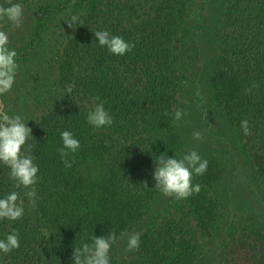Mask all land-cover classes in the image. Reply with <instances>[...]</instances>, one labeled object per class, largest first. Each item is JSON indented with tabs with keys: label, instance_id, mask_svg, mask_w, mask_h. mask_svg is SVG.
<instances>
[{
	"label": "trees",
	"instance_id": "trees-1",
	"mask_svg": "<svg viewBox=\"0 0 264 264\" xmlns=\"http://www.w3.org/2000/svg\"><path fill=\"white\" fill-rule=\"evenodd\" d=\"M12 2L33 5L29 43L15 46L13 36L19 59L49 41L45 26L51 16L70 9L81 13L72 28L63 26L44 58L54 92L36 100L30 111L36 119L32 153L39 166V212L30 216L25 210L20 220H0L2 239L15 229L20 240L2 264H73L75 247L132 225H141L139 249L126 251L117 264H201L205 243L220 237L225 241L219 264H264V230L239 225L218 233L223 191L215 188L214 164L194 176L193 184L202 186L198 194L173 198L157 216L147 218L162 194L153 178L156 160L160 154L175 155L179 148L174 112L184 50L190 52L194 43V0ZM0 5L7 6L8 0ZM0 30L10 34L15 29L0 21ZM98 30L121 36L134 47L124 55L112 54L99 44L94 35ZM213 40L217 45L208 76L212 93L264 179V0H231ZM197 49L201 56V46ZM253 82L259 87L246 94ZM73 84L71 94L65 93ZM98 103L113 117L110 127L88 123L87 114ZM245 119L251 129L247 136L241 128ZM65 130L80 141V148L61 157L57 149L63 146L60 133ZM64 160L72 166L66 168ZM15 190L8 167L0 164V198Z\"/></svg>",
	"mask_w": 264,
	"mask_h": 264
},
{
	"label": "rangeland",
	"instance_id": "rangeland-1",
	"mask_svg": "<svg viewBox=\"0 0 264 264\" xmlns=\"http://www.w3.org/2000/svg\"><path fill=\"white\" fill-rule=\"evenodd\" d=\"M230 2L231 0H194L190 14V42L194 43L190 45V52L186 48L184 50L182 83L177 99V109H183L187 115L177 121L176 136L179 148L175 155L179 157L195 148L201 158L208 161V167L214 164L218 168V172L213 174L215 179L218 178L215 188H222L223 191L219 207L220 215L216 223L220 225L218 233L224 232L231 226L239 225H245L249 229L252 227L264 230V179L252 163L236 127L228 123L224 111L219 108L208 79L213 70L209 60L215 54L217 45L213 38L217 32L221 15ZM32 6V4L25 6L22 27L14 28L15 30L10 33L9 48L13 46V36L18 39L15 46H26L29 43L33 34V22L31 23L30 15ZM80 13L79 10L70 9L62 14L51 16L45 26V39L49 41L45 40L42 44L31 48L25 59L16 58L19 64L16 83L9 93L0 96V101H3L5 110L10 114L21 115L31 129L36 120L35 116L30 113L35 101L44 100V96L52 94L50 92H54L55 87L54 79L45 71L44 58L48 55L53 42H57L56 37L58 39L62 35L65 29L63 26L67 23L65 19L72 15L78 16ZM198 45L201 46V56L197 49ZM194 131L203 132L204 139L193 140ZM30 143L31 151H33V140ZM15 191L19 192L20 199L24 201V208L30 216L39 212L37 199L33 205L25 196L27 189L16 188ZM36 193L39 194L37 189ZM159 197L150 209L147 217L149 220L157 216L161 212L157 210L165 208L167 202H175L173 199L175 197H166L163 193ZM140 229L141 225H132L129 229L117 233L118 240L113 245L110 254L111 264H117L126 252L127 238L119 239L120 234H130ZM0 239H2L1 233ZM217 239L218 246L216 247L215 240ZM224 239L214 238L205 243L201 264H219ZM5 255L0 252V264Z\"/></svg>",
	"mask_w": 264,
	"mask_h": 264
},
{
	"label": "clouds",
	"instance_id": "clouds-1",
	"mask_svg": "<svg viewBox=\"0 0 264 264\" xmlns=\"http://www.w3.org/2000/svg\"><path fill=\"white\" fill-rule=\"evenodd\" d=\"M25 11V6L22 3L8 0L7 6L0 5V21L11 24L12 28H20L24 23ZM65 20L68 27L72 28L78 17L72 15ZM94 35L102 47H106L110 53L115 55H124L134 47V44L126 42L121 36L110 34L107 30L95 31ZM10 43V34L0 30V96L12 90L19 74L17 52L15 49L9 48ZM74 87V84L68 85L64 90L65 93L70 95ZM258 87L259 84L253 82L245 89V93L251 94L252 90ZM185 115L187 113L183 109H176L174 119L180 121ZM87 120L89 124L98 129L110 127L113 124V117L102 103H98L93 110L88 112ZM241 128L245 136L251 134L248 120L241 121ZM60 137L63 146L57 151L61 157H66L69 152L75 153L80 148V141L71 131H62ZM192 137L195 141H201L204 139V133L194 131ZM32 138V129L25 119L19 114H10L5 110L3 101H0V164L8 167L9 177L14 181L15 188L27 189L25 196L34 205L39 166L34 162L35 157L31 151ZM64 165L66 168H70L72 162L64 160ZM207 168L208 161L202 159L195 148L179 157L176 155L166 157L165 154H160L154 170L155 187L166 197L187 199L201 191L202 186L198 183L193 184V178L203 175ZM24 214V201L20 199L19 192L12 191L0 198V220L16 221L22 219ZM141 235L142 233L139 231L130 234L121 233L119 239L127 238L126 251L131 252L139 249ZM117 240L115 231L108 235L93 236L91 244L82 243L80 247L74 248L73 264H111L110 254ZM19 247V233L15 229L5 238L0 239V252L7 254Z\"/></svg>",
	"mask_w": 264,
	"mask_h": 264
}]
</instances>
